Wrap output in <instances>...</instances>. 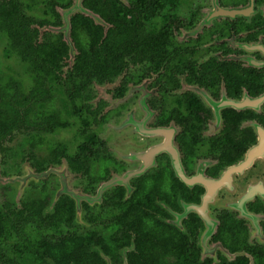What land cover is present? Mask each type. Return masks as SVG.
<instances>
[{
  "label": "flooded vegetation",
  "instance_id": "1",
  "mask_svg": "<svg viewBox=\"0 0 264 264\" xmlns=\"http://www.w3.org/2000/svg\"><path fill=\"white\" fill-rule=\"evenodd\" d=\"M1 44L0 264H264V0H0Z\"/></svg>",
  "mask_w": 264,
  "mask_h": 264
},
{
  "label": "rangeland",
  "instance_id": "2",
  "mask_svg": "<svg viewBox=\"0 0 264 264\" xmlns=\"http://www.w3.org/2000/svg\"><path fill=\"white\" fill-rule=\"evenodd\" d=\"M4 47L5 46H3L2 44L0 45V57H1V59H2V56H4V58H5V55H4L5 49H4ZM0 65L3 68H6L9 72L17 73V76H19L20 71L18 69V66H17L16 62L13 60L12 56H9V58L4 59L3 61H0ZM8 65H9L10 68H8ZM73 134L71 135V137L69 139V142L67 143L68 146L71 145V143L74 141L73 138L75 139V136ZM74 143H76V139H75Z\"/></svg>",
  "mask_w": 264,
  "mask_h": 264
},
{
  "label": "trees",
  "instance_id": "3",
  "mask_svg": "<svg viewBox=\"0 0 264 264\" xmlns=\"http://www.w3.org/2000/svg\"><path fill=\"white\" fill-rule=\"evenodd\" d=\"M95 35L96 36H98L99 34L97 33V32H95ZM26 39H24V41H25ZM62 49H63V47H62ZM93 49V51L94 52H98V49H96V48H92ZM59 51H61V49H59ZM95 54V53H94ZM55 57H57V53H51V51H50V54H49V57H48V59H50L49 61H51L52 62V60L55 58Z\"/></svg>",
  "mask_w": 264,
  "mask_h": 264
}]
</instances>
